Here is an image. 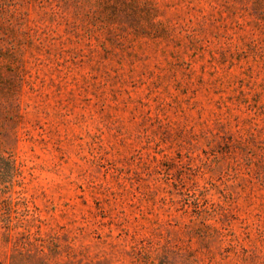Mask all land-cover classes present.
<instances>
[{"label": "rangeland", "instance_id": "374dc122", "mask_svg": "<svg viewBox=\"0 0 264 264\" xmlns=\"http://www.w3.org/2000/svg\"><path fill=\"white\" fill-rule=\"evenodd\" d=\"M17 7L0 264H264V0Z\"/></svg>", "mask_w": 264, "mask_h": 264}, {"label": "trees", "instance_id": "16d2710c", "mask_svg": "<svg viewBox=\"0 0 264 264\" xmlns=\"http://www.w3.org/2000/svg\"><path fill=\"white\" fill-rule=\"evenodd\" d=\"M62 2L68 4L71 0H61ZM18 0H0V61H19L20 52L22 46L25 44L19 35L22 34V22L21 13L17 7ZM127 18H132L133 15L129 14ZM18 80H14L12 85V90L10 94H7V99H13L15 96ZM7 231H9V224L5 225ZM7 233V237H8ZM49 256H54V254H47L44 250L36 251L34 253H18L12 256L11 264H50ZM71 264V263H70ZM83 264V263H79ZM84 264H113L109 260H101L98 262L84 263Z\"/></svg>", "mask_w": 264, "mask_h": 264}]
</instances>
